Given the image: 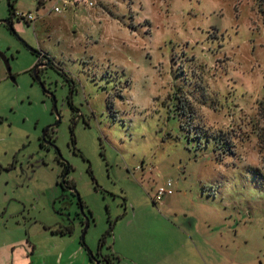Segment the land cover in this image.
Segmentation results:
<instances>
[{"label":"rangeland","instance_id":"1","mask_svg":"<svg viewBox=\"0 0 264 264\" xmlns=\"http://www.w3.org/2000/svg\"><path fill=\"white\" fill-rule=\"evenodd\" d=\"M7 1L0 264H90L77 197L61 210L62 163L83 243L110 264H264V0H16L34 21L12 18L14 32ZM31 50L57 67L43 88Z\"/></svg>","mask_w":264,"mask_h":264},{"label":"flooded vegetation","instance_id":"2","mask_svg":"<svg viewBox=\"0 0 264 264\" xmlns=\"http://www.w3.org/2000/svg\"><path fill=\"white\" fill-rule=\"evenodd\" d=\"M36 58H37V61L34 64V66L31 68L30 74H31L33 80L36 81L35 78L32 75V70H33V68L35 66L40 65V67L38 69V76L40 77L41 83L44 86V81H43L42 74L44 72H46L47 70H49V69L56 70L57 67L55 66L54 61L50 57H48L46 54L41 53L40 56L36 55ZM46 94L48 96L52 95L51 93H46ZM51 100H52V98H51ZM52 104H53L52 112L56 116V122L53 125L45 128V130L43 131V133H42V135L40 137V141H39L40 148L42 150H46V151H49L50 148L52 147V136H51L52 128L59 123V118H57V115L54 113V106L56 107V100H55V104L53 103V100H52ZM57 114H58V111H57ZM33 157L34 156H29L24 161L26 169H29L31 173H33L40 166L38 162H36V161L34 162L33 161ZM61 166H62V171L60 173V182H58L57 184L61 188V191H62V194L59 197V202L61 204V210L62 211H66L67 208H68L66 192L68 191L72 197H74V196L76 197L77 193L73 192V190H74L73 189V184L68 180V177H67V175H68V173L70 171V167L67 164H63V163L61 164ZM77 206L79 207V214H76V215L79 216L80 222L82 223V225L84 227V225H85L84 217L85 216H82L81 213H80V207H81V202L80 201L77 202ZM80 215L83 217L84 221L80 217ZM71 230H72L71 227H68V226H60L59 229H57V231L61 232L62 234L64 232L71 233ZM81 245L82 246H81L80 250L87 252V254L89 255L90 264H110V259L107 256L102 255L100 252L97 253L96 255H92L87 250V248L85 247V245H84V243L82 241H81Z\"/></svg>","mask_w":264,"mask_h":264},{"label":"water","instance_id":"3","mask_svg":"<svg viewBox=\"0 0 264 264\" xmlns=\"http://www.w3.org/2000/svg\"><path fill=\"white\" fill-rule=\"evenodd\" d=\"M3 23L12 31L14 32L13 30V21H12V18H8L7 20L3 21ZM35 55H38L40 56L41 53L38 52V51H34V50H31ZM0 59L3 61L5 67H6V70H7V75L9 76V78L14 82V78L11 76V69H10V66H9V60L7 58V56L3 53V52H0ZM40 65H37L33 68L32 70V75L33 77L35 78V80L41 85V87L43 88V84L41 83V79L40 77L38 76V69H39ZM50 97L52 98L53 100V103L55 104V98L53 95H50ZM54 113L57 115V118H59L58 114H57V109L56 107L54 106ZM58 123V122H57ZM56 125V124H55ZM73 192H76L75 190H73ZM76 197H77V202H79V197L78 195L76 194ZM80 213L82 216H84L83 214V211H82V207H80ZM85 219V225L83 227V230H82V233H81V241L84 242V236H85V233H86V230L88 228V223H87V220L86 218L84 217Z\"/></svg>","mask_w":264,"mask_h":264},{"label":"built area","instance_id":"4","mask_svg":"<svg viewBox=\"0 0 264 264\" xmlns=\"http://www.w3.org/2000/svg\"><path fill=\"white\" fill-rule=\"evenodd\" d=\"M65 2L68 1V3L74 5L75 7H78L79 5H83V6H87V7H91L92 6V2H89L87 0H64ZM53 11L55 13H60L61 12V9L57 6H55L53 8ZM17 18L18 19H21V20H25L26 22H33V18L32 16L29 14V15H25L24 14H16ZM172 194V190H171V182L168 181L167 184L164 186V187H161L159 188L158 192H157V197L158 198H161L163 196H168V195H171Z\"/></svg>","mask_w":264,"mask_h":264},{"label":"trees","instance_id":"5","mask_svg":"<svg viewBox=\"0 0 264 264\" xmlns=\"http://www.w3.org/2000/svg\"><path fill=\"white\" fill-rule=\"evenodd\" d=\"M16 0H8L7 1V7H8V17L9 18H15L16 17V11H15V4ZM43 0L40 1V4H43ZM28 24V22H27ZM259 109L261 111L264 112V100L259 102ZM258 139L260 141V147H264V131H262L259 135H258ZM223 145V144H222ZM217 149H219V147H217Z\"/></svg>","mask_w":264,"mask_h":264},{"label":"crops","instance_id":"6","mask_svg":"<svg viewBox=\"0 0 264 264\" xmlns=\"http://www.w3.org/2000/svg\"><path fill=\"white\" fill-rule=\"evenodd\" d=\"M181 230H182L181 233L187 237V236H188V235H187V232H186L185 230H183V229H181ZM187 238H188V237H187ZM189 238H190L189 240H192L191 237H189ZM202 260H203L206 264H208V263L210 262L209 259H206V258H204V257H202Z\"/></svg>","mask_w":264,"mask_h":264}]
</instances>
